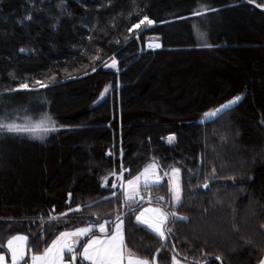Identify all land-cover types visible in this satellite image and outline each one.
Returning a JSON list of instances; mask_svg holds the SVG:
<instances>
[{"label":"trees","instance_id":"1","mask_svg":"<svg viewBox=\"0 0 264 264\" xmlns=\"http://www.w3.org/2000/svg\"><path fill=\"white\" fill-rule=\"evenodd\" d=\"M257 4L264 0H0V117L48 114L66 127L45 141L0 135V252L16 234L38 251L66 229L111 226L123 214L126 247L155 264L172 256L257 264L264 254V8ZM145 15L152 26L129 32ZM148 36L160 47L146 49ZM212 54L243 64V95L215 117L181 123L212 103L184 90L172 62L183 57L185 68ZM110 57L116 70L101 66ZM221 79L219 92L229 82ZM107 82L109 93L92 103ZM20 83L32 90L5 91ZM143 140L161 165L181 173V202L172 209L187 220H173L167 208L165 242L136 221L142 204L122 212L121 193L92 176L122 163L137 167ZM60 142L63 152L48 168L46 149ZM147 188L169 197L165 182Z\"/></svg>","mask_w":264,"mask_h":264},{"label":"rangeland","instance_id":"2","mask_svg":"<svg viewBox=\"0 0 264 264\" xmlns=\"http://www.w3.org/2000/svg\"><path fill=\"white\" fill-rule=\"evenodd\" d=\"M42 1H49V0H42ZM201 9V8H200ZM203 12V11H202ZM152 26V25H151ZM196 38L200 41V43H203L204 41V36L203 34L197 30V28L194 29ZM156 45H159L160 47V42L158 41V38L156 36H148L147 37V42H146V49H156L159 47H156ZM243 57H247V53L243 52ZM177 55H181V53H178ZM114 57H110L107 60L103 61L101 66L103 68H108L111 70H116L117 66L115 68L113 67H105V64L111 65L112 59ZM200 58V57H199ZM116 60V59H115ZM185 58H180V60L174 59L171 65V71L173 74H176V78H178L180 85L184 88V90H189L191 92H196L199 96V99L201 101L205 102H211L212 107H210L207 111L203 112L202 114L194 115L192 118L188 120H181L179 122L185 123V122H203L207 119L212 118L213 116H206V113H211L213 110L217 109L220 107V105L226 103L229 100H232L234 97L239 96L240 98L243 95V90L246 85V80L244 77V66L243 64H239L237 62L235 63H230V62H222L220 58L216 57L215 55H204L200 59H195L189 66L182 68L180 64H182V61H184ZM179 61V62H178ZM170 71V72H171ZM221 77H226L228 82L227 87H225L222 91H218V83L221 79ZM219 80V81H218ZM222 80V79H221ZM111 88V83L107 82L99 91L97 97L93 100L92 103H96L103 99L110 91ZM47 118H50L51 121L55 122V131L49 130L47 132H37L35 135H30V134H25L31 137L32 139L38 140V141H45L49 139L51 135H54L58 133L61 130H65L66 127L58 124L50 115L48 114H42L40 117L34 119V120H26L23 122H16L20 124L24 123H30V124H35L37 122L47 120ZM130 121L127 120L125 124L128 125ZM46 127L51 129L52 125L50 123L45 124ZM60 143H57L55 146H52V149H49L51 147L46 146V150H49L46 154V165L47 167H51L53 165V161H55L58 158V153L63 152L62 150L64 149V145ZM121 156V151L120 155ZM133 158L135 161L138 162L137 167L132 168L130 166L127 167V164L125 165L124 163L120 164L119 169L111 170L109 172H95L92 173V176L95 178L97 183L101 187H107L112 190L113 193H121V211L123 212L124 210H127L128 206L131 203L135 204H142L140 210L138 211L136 217L138 215L142 216V220H147V221H153L157 219L159 212H165L167 213L166 209H170L172 213H175L176 216H178V213L173 210L172 208H175L177 204L175 203V200L173 199L174 192L173 189L176 187L179 188V195L182 197V188H181V173L180 169L177 166L169 165V166H164L161 165V162L154 156L151 155L150 153V143L148 140H143L140 144V147L138 151L133 154ZM154 165L153 171L155 172V175L159 177L158 182L155 183H150L149 186H154V185H159L162 183H166L169 191V197L164 198L160 195H151L147 187L144 186L143 184V178H141L140 182V188H139V195L135 197V200L131 203L125 204V192L123 188H127V181L132 180L134 177L139 175L146 167ZM130 167V168H129ZM121 168L124 169L123 172V188L121 187V180L119 179L120 177V172ZM173 168H178L179 173L174 174L172 172ZM138 169V170H135ZM110 173H115V175H110ZM107 177V180L104 178ZM155 179V177H154ZM113 183H115L117 186L113 188ZM200 189H206L205 187H202ZM163 198V199H161ZM135 217V219H136ZM137 221V220H136ZM138 222V221H137ZM166 222L164 225H162L163 230L166 233V236L164 239H162L157 233H155L151 228L148 227L147 224H144L142 222H138L142 226L146 227L148 230L156 234L162 242H165L167 239V227H166ZM103 222L102 224H104ZM108 225V224H106ZM105 225V226H106ZM90 225H84L81 227H87ZM94 226L92 228V231L95 230L94 232H98L99 234H94L95 236H103L104 234L100 233L99 231V225H92ZM77 227V228H81ZM115 225L111 228L114 229ZM76 228H70L66 229L62 232H71L74 231ZM108 234L110 235V228H108ZM61 233V232H60ZM59 233V234H60ZM59 234L57 236H59ZM91 234V233H90ZM88 234V236H90ZM124 234V231H123ZM24 236L26 237V241L21 242L24 246V250L26 253L25 260L21 261V264H31V255L33 253H42L43 250L52 243L53 240L56 239L53 238L48 244H46L42 249L38 251H34L31 246L28 244V237L24 234H16L13 236ZM11 236V237H13ZM86 237H81L79 240L76 242V249L79 251L83 250V244L87 243V240L90 238ZM9 237L7 241L11 238ZM7 241L5 242V252H0L3 253L6 256V261L7 264H11V255L7 250ZM124 244H125V239H124ZM126 247V245H125ZM126 250H129L126 247ZM70 257V256H69ZM173 257V256H172ZM68 258V253L65 252L64 254V264H72L71 258L70 260H67ZM80 260L82 258L78 257L76 264H81ZM176 260L179 262V264H196V263H191L182 259H179L176 257ZM89 264V262H88ZM169 264H173V260L171 258V261ZM202 264V263H201Z\"/></svg>","mask_w":264,"mask_h":264},{"label":"snow or ice","instance_id":"3","mask_svg":"<svg viewBox=\"0 0 264 264\" xmlns=\"http://www.w3.org/2000/svg\"><path fill=\"white\" fill-rule=\"evenodd\" d=\"M248 3L253 4L255 0H247ZM256 7L264 8V5L257 4ZM207 11H218L217 9H207ZM194 15H203L201 12H196ZM28 19H31L29 16ZM154 22L149 19L148 16H143L139 20L137 24L132 25L131 28L128 29L129 32H132L133 29H139L141 25L150 26ZM159 47V45H156ZM23 51V49H21ZM105 67H113L117 66V61L115 58L112 59L111 65L105 64ZM96 69L94 68L93 71ZM39 87H47L46 84L41 81H35ZM19 90H32L27 83H20L16 88H8L5 89L7 92H15ZM240 100V97H234L232 100L227 101L226 103L220 105L219 108L213 110L211 113H206V116H217L219 113L227 110L233 104L237 103ZM50 123L52 125L51 129L45 126V124ZM49 130L55 131V122L51 121L50 118L47 120H43L37 122L35 124L30 123H16L14 119H8L7 117H0V135L2 134H30L35 135L37 132H47ZM175 139L174 136L169 137V142L171 143ZM154 165H150L146 167L139 175L134 177L132 180L127 181V188H123V172L124 169L121 168L120 177L121 187L125 192V204L131 203L135 200V197L138 196L141 178H143V184L145 187L149 186L150 183L158 182L159 177L155 175L153 171ZM172 172L174 174L179 173L178 168H173ZM215 172V169H213ZM110 175H115V173H110ZM155 177V179H154ZM107 180V177L104 178ZM113 188L117 185L113 183ZM204 187L207 188L208 184L205 183ZM174 196L173 199L175 203L178 205L181 202V197L179 195V188L176 187L173 189ZM115 196L116 194L113 193ZM163 199V198H161ZM92 206V205H89ZM76 210H80L79 207ZM62 215H66L62 214ZM123 214L117 215L115 227L111 230V234H108V229L106 228V224L109 223L105 221L104 224H99L100 233L104 234L101 236L93 235L90 239L87 240V243L83 244V250L79 251L76 249V242L81 237H86L88 234L92 232V228L94 226L90 225L87 227L76 228L71 232H61L59 236L56 237L55 240L52 241L50 245H48L42 253H33L31 255V264H64V254L65 252L71 254V262L72 264H76L78 257L82 258V261H87L89 264H155V257L151 259L141 258L136 256L130 250H126L124 244V234H123ZM173 220H187V217H179L176 216L175 213H171ZM169 218V214L160 211L157 219L153 221L142 220V216L138 215L136 220L138 222H142L147 224L149 228H151L155 233H157L162 239L165 238L166 233L162 228L165 221ZM56 219V217H53ZM264 227V226H262ZM170 231V230H169ZM26 241V237L24 236H13L7 241V250L11 255V264H21V261L25 260V250L24 246L21 242ZM160 251L159 249L157 250ZM217 261L221 260V257L217 255L215 257ZM173 264H179L176 260V257H172ZM0 264H7L6 256L3 253H0ZM82 264V262H81ZM258 264H264V257L259 259Z\"/></svg>","mask_w":264,"mask_h":264},{"label":"crops","instance_id":"4","mask_svg":"<svg viewBox=\"0 0 264 264\" xmlns=\"http://www.w3.org/2000/svg\"><path fill=\"white\" fill-rule=\"evenodd\" d=\"M115 225V224H114ZM114 225H111V226H108V225H106V228L108 229L109 227H110V232H111V228L114 226ZM123 230V229H122ZM91 236H88L87 238H90ZM67 260H70L69 259V253H68V258H66ZM85 262H87V261H85ZM88 263V262H87Z\"/></svg>","mask_w":264,"mask_h":264},{"label":"built area","instance_id":"5","mask_svg":"<svg viewBox=\"0 0 264 264\" xmlns=\"http://www.w3.org/2000/svg\"><path fill=\"white\" fill-rule=\"evenodd\" d=\"M69 256H70L69 258H71V254H69Z\"/></svg>","mask_w":264,"mask_h":264},{"label":"water","instance_id":"6","mask_svg":"<svg viewBox=\"0 0 264 264\" xmlns=\"http://www.w3.org/2000/svg\"><path fill=\"white\" fill-rule=\"evenodd\" d=\"M262 257H264V254H263V256ZM220 262V261H219ZM259 262V261H258ZM258 264V263H257Z\"/></svg>","mask_w":264,"mask_h":264}]
</instances>
